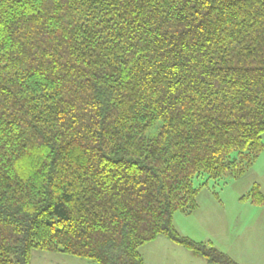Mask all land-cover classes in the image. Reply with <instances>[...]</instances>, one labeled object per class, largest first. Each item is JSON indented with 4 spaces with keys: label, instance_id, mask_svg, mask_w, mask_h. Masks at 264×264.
I'll return each instance as SVG.
<instances>
[{
    "label": "trees",
    "instance_id": "obj_1",
    "mask_svg": "<svg viewBox=\"0 0 264 264\" xmlns=\"http://www.w3.org/2000/svg\"><path fill=\"white\" fill-rule=\"evenodd\" d=\"M263 135L264 0H0V264H146L160 236L239 264L174 216Z\"/></svg>",
    "mask_w": 264,
    "mask_h": 264
},
{
    "label": "rangeland",
    "instance_id": "obj_2",
    "mask_svg": "<svg viewBox=\"0 0 264 264\" xmlns=\"http://www.w3.org/2000/svg\"><path fill=\"white\" fill-rule=\"evenodd\" d=\"M226 183L216 188V196L210 181V186L203 187L198 196L199 209L192 214L176 212L174 225L180 234L212 243L239 264H264V205L242 200L256 183L264 191V150L244 176L226 178ZM141 252L146 264H211L165 236L145 244ZM32 264L95 263L62 252L36 249Z\"/></svg>",
    "mask_w": 264,
    "mask_h": 264
},
{
    "label": "crops",
    "instance_id": "obj_3",
    "mask_svg": "<svg viewBox=\"0 0 264 264\" xmlns=\"http://www.w3.org/2000/svg\"><path fill=\"white\" fill-rule=\"evenodd\" d=\"M157 239H158V238H157ZM157 239H156V240H157ZM154 241H155V240H154ZM170 241H171V240H170ZM152 242H153V241H152ZM171 242H172V241H171ZM172 243H174V242H172ZM175 244H176V243H175ZM183 248H184V247H183Z\"/></svg>",
    "mask_w": 264,
    "mask_h": 264
}]
</instances>
